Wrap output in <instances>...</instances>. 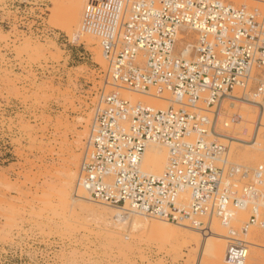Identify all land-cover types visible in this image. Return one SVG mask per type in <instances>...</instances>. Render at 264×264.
Returning a JSON list of instances; mask_svg holds the SVG:
<instances>
[{"label":"built area","instance_id":"obj_1","mask_svg":"<svg viewBox=\"0 0 264 264\" xmlns=\"http://www.w3.org/2000/svg\"><path fill=\"white\" fill-rule=\"evenodd\" d=\"M46 9L45 0H2L0 30L37 35ZM78 31L97 40L111 87L168 103L153 108L117 90L101 93L77 172L85 198L122 217L203 232L216 219L223 262L245 264L250 231L264 230V78L254 74L264 71V11L224 0H86ZM237 103L256 110L244 138L227 131L244 121ZM232 141L263 159L232 161ZM148 143L166 148L159 175L142 168Z\"/></svg>","mask_w":264,"mask_h":264},{"label":"rangeland","instance_id":"obj_2","mask_svg":"<svg viewBox=\"0 0 264 264\" xmlns=\"http://www.w3.org/2000/svg\"><path fill=\"white\" fill-rule=\"evenodd\" d=\"M224 1L264 11V0ZM45 2L37 35L0 30V264H225L223 237L202 234L205 246L160 242L142 228L113 227L109 207L72 201L81 196L77 172L93 107L102 92L121 90L107 82L97 40L78 31L86 0ZM243 113L244 121L227 129L241 138L256 119V110L252 119ZM242 151L245 157L230 151V159L248 166L263 159L255 148ZM248 240L245 264H264V230L252 229Z\"/></svg>","mask_w":264,"mask_h":264},{"label":"bare ground","instance_id":"obj_3","mask_svg":"<svg viewBox=\"0 0 264 264\" xmlns=\"http://www.w3.org/2000/svg\"><path fill=\"white\" fill-rule=\"evenodd\" d=\"M74 22L75 23H73L71 25V28H74L75 25H77L76 21H74ZM185 49L187 51V53L185 54L186 57H191V54H192L191 47L185 46ZM254 74H255L257 79H263L264 78V71L263 70H254ZM236 90H238V88H236ZM120 94L124 99H126L130 102H143V103H145V104H147L153 108H165L168 104L166 100L150 97L147 95L130 93V92L123 91V90H121ZM241 105H243L242 106L244 108L243 111L245 112L243 114L248 115V117L251 116L250 118L252 119L253 116L251 114L253 112H255L254 105H252L251 103H242ZM234 131H236V130H234ZM220 138L221 137H218V139H220ZM160 147H162L165 151ZM245 147H252V146L245 144V143H242V142H235V141L230 142V151L232 152V154L234 156H236L239 159L241 157H245L247 155L248 152L246 153V152L242 151V149ZM166 154H167V151L163 145L158 144V143H148L145 146V149H144V152L142 155V160H141L142 168L146 172H150V173L159 175L165 167ZM75 191H79L81 196L75 194V196H73V198H72V201H76L79 198L86 199L85 196L83 195L84 192L80 187L76 186ZM78 205H79V203H78ZM80 208H82V207H80ZM109 211H110L109 213L111 214V220L113 222L112 223L113 227L118 228V229L119 228L122 229L123 227H125L128 224L133 229L142 228L143 230H146L147 233L150 234V236H153L156 240L157 239L160 240V242H171V241L176 242V241L180 240V242L183 244L192 242V243H195L197 246H205L206 243H208V241H207V238L201 236L202 234H205L208 237H213L216 239H221L222 237L223 238L225 237V234L221 233V230L219 228L221 226L218 222L217 223H218L219 227L217 225H215V226L212 225V223L215 221L214 219L207 221V223L204 227V228H206V230L204 232L201 230L202 228L192 227V226H189L187 224H184L183 226L187 227L190 230L185 231V230H183L182 227H180L178 225H172V224H168V223L167 224L165 223V225H164V224H162L163 222L161 224L158 222H157L158 224L155 222L152 224L151 223L149 224L147 222V218H145L144 216H141V215H131L129 217L133 216V218L129 220L128 216H123V217L119 216V211L116 209L109 208ZM242 217H244V215H242ZM191 229H193V230H191ZM111 231H110V233H111ZM125 236L126 235H124L123 237L126 238ZM127 238H128V236H127Z\"/></svg>","mask_w":264,"mask_h":264}]
</instances>
